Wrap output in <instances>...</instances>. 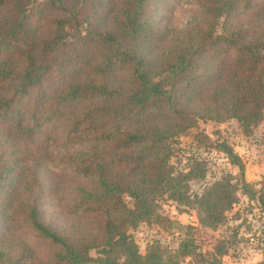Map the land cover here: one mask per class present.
Segmentation results:
<instances>
[{
    "label": "trees",
    "instance_id": "1",
    "mask_svg": "<svg viewBox=\"0 0 264 264\" xmlns=\"http://www.w3.org/2000/svg\"><path fill=\"white\" fill-rule=\"evenodd\" d=\"M160 1L93 0L87 33L75 29L78 46L61 52L66 27L75 20L61 0L33 8L30 0H0V222L20 217L37 237L60 248L52 261L43 262L18 240L0 239V264H222L223 246L203 253L188 238L174 250L151 245L142 255L128 231L159 217L155 202L165 193L179 204L195 203L199 222L215 229L237 201L238 188L249 192L239 157L224 143L219 150L238 167V183L216 181L195 201L186 181L204 171L192 167L173 175L168 162L170 142L195 118L234 119L245 132L261 121L264 19L263 26L235 27L218 36L219 18L246 14L259 0H186L197 15L180 29L159 33ZM109 10H115L110 30L90 29L91 20ZM166 38L171 39L163 48L145 58L144 51ZM230 52L229 63L221 65ZM116 72L126 77L113 86ZM82 99L92 102L70 111ZM61 127L65 134L53 135ZM77 145L86 148L55 152ZM45 165L87 181L68 207L87 226L58 234L39 223L35 200L13 206L22 187L40 186ZM258 197L264 211V193ZM91 250L97 258L90 257Z\"/></svg>",
    "mask_w": 264,
    "mask_h": 264
},
{
    "label": "rangeland",
    "instance_id": "2",
    "mask_svg": "<svg viewBox=\"0 0 264 264\" xmlns=\"http://www.w3.org/2000/svg\"><path fill=\"white\" fill-rule=\"evenodd\" d=\"M47 1L30 0L28 8L41 6ZM61 1L67 13L71 16L75 15L73 25L66 27V48L59 47L60 51L64 52L78 46L75 42L76 30L82 35L87 33L86 20L93 10V0ZM158 7L156 26L159 33L182 28L198 13L196 7L186 0H161ZM114 13L115 10H109L102 14L101 18L91 20L93 24H90V29L97 32L110 30ZM263 19L264 0H259L246 14L229 21H225L223 17L219 18L214 33L218 36H227L229 30L235 27L260 26L263 24ZM170 39L166 38L160 43L152 44L149 50L144 51L145 58L154 55ZM231 57V52L222 56L219 60L222 62L221 65L226 66ZM125 77V72H116L112 77L113 86L121 84ZM200 101L201 97H198L193 106H199ZM91 102L92 99L79 100L71 106L70 111L74 110L77 113ZM193 111L191 106L188 112L193 113ZM64 134L65 130L62 127L53 132V135L58 137ZM223 143L239 157L243 180L249 185V192L245 193L238 188L237 201L224 213L223 222L215 229L199 222L195 203L182 205L170 199L167 193L163 194L155 202L159 217L153 216L128 231L140 254H145L151 245L174 250L181 239L188 238L192 239L198 251L203 253L213 252L216 245L223 246L225 254L221 257L222 264H259L264 261V211L258 197L264 193V109L261 121L246 132L234 119L217 123L195 118L191 128L170 142L172 155L168 165L173 175L186 174L192 167L204 171L203 177L186 181L187 193L190 199L195 201L216 181L229 178L232 184L238 183L237 180L240 178L238 167L232 165L229 158L219 150V146ZM85 148V145H77L56 149L55 152H72ZM39 183L40 186L33 191L22 187L14 198L13 206H17L23 200H35L40 211L39 223L58 234L74 226H87L81 214L72 213V209L68 208L77 189L87 187L86 180L60 168L45 165L40 170ZM124 201L128 207H132L133 202L130 198L125 196ZM9 211V208H6V213ZM14 217L10 224L0 222V239L18 240L27 245L37 259L43 262L52 261L60 250L59 246L50 240H41L20 217ZM89 255L92 258L98 257L95 250H91ZM185 262H190L189 258L185 259Z\"/></svg>",
    "mask_w": 264,
    "mask_h": 264
}]
</instances>
